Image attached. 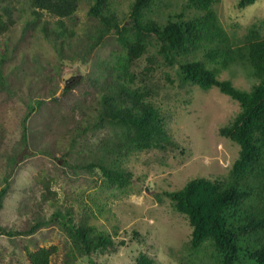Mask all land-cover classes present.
Instances as JSON below:
<instances>
[{
  "label": "trees",
  "instance_id": "trees-1",
  "mask_svg": "<svg viewBox=\"0 0 264 264\" xmlns=\"http://www.w3.org/2000/svg\"><path fill=\"white\" fill-rule=\"evenodd\" d=\"M82 0H1L0 38L11 32L17 19L14 13L17 4L26 3L34 18L27 22L25 32L36 36L39 19L43 12L57 16V27L46 22L42 31L44 39L56 50V67L65 60L89 63L96 67L95 73L83 75L96 88L93 102L75 103L87 115L92 109L94 116L88 125L77 122L70 130L85 134L90 130L109 129L100 139L94 157L89 162L70 164V152H65L64 162L77 174L79 169L101 170L107 186L127 187L131 174L121 168V162L134 152L151 149L178 148L166 125L161 106L154 99L156 84L152 71L166 66L175 69L174 74L165 71L167 82L179 86L196 85L203 90L217 87L223 94L240 104V111L220 134L239 145L238 158L234 161L228 178L196 177L176 191L167 192L174 210L187 217L192 234L190 248L198 253L210 247L211 264H264V35L261 24L254 23L242 37L232 36L221 23L214 4L219 0H185L179 12L170 13L165 23L148 16L157 0H134L126 17H120L112 7V0H93L88 15L91 19L86 28L77 33L68 28L65 19H73ZM258 0H240L239 8H246ZM193 10V14H188ZM264 24V23H263ZM39 35V34H38ZM113 38L118 48L102 58L99 48L105 47L107 39ZM0 53V92L10 91L5 76V67L15 57L18 44H10ZM152 48L154 52L152 53ZM121 49V50H120ZM9 51V52H8ZM200 53L202 57H200ZM146 56L148 65L139 74L133 70L137 61ZM36 72L46 71L41 54L33 57ZM242 63L250 69L256 79L250 90L237 87L230 79H221L222 71L234 64ZM70 87L65 88L68 92ZM52 100L60 103L57 96ZM85 102V101H83ZM45 100L28 104L23 120L21 143L14 152L6 155L7 174L0 188V212L11 190V177L20 153L30 145L28 121ZM88 107V108H87ZM87 108V109H86ZM62 123L68 115L60 114ZM64 126V125H63ZM77 138L72 137L74 146ZM52 179L40 175L39 182L44 192L43 201L56 196L52 191ZM53 198V199H54ZM56 200V199H54ZM52 201L51 203H53ZM26 207V204L23 206ZM28 209V208H27ZM25 208L20 213L25 212ZM76 210L69 206L65 211L57 210L49 221L58 220L65 230L68 242L63 264H77L84 256L94 252H106L116 247L112 235L98 231L89 223L87 215L77 217ZM48 221L41 215L24 230H10L1 224L0 233L14 236H30ZM122 244L126 242L121 241ZM30 264H51L52 256L59 251L58 245L41 246L36 249L25 246ZM133 264H155L153 258L141 253Z\"/></svg>",
  "mask_w": 264,
  "mask_h": 264
},
{
  "label": "rangeland",
  "instance_id": "rangeland-1",
  "mask_svg": "<svg viewBox=\"0 0 264 264\" xmlns=\"http://www.w3.org/2000/svg\"><path fill=\"white\" fill-rule=\"evenodd\" d=\"M133 1L112 0L118 15L126 17L125 23H128ZM184 1L157 0L148 16L165 23L170 13L182 9ZM239 1L219 0L214 4L225 29L234 37H242L251 25L258 23L262 25L264 35V0L246 8H239ZM93 3V0H82L73 19H65L67 27L82 32L91 20L88 11ZM3 4L0 0V7ZM17 8L15 26L0 38L1 54L6 51L8 35L11 45L18 44L15 57L5 67L11 89L0 92V188L7 174L6 155L13 153L16 145L21 143L22 120L28 104H35L37 100H45V103L36 104L37 109L28 121L30 145L20 153L12 172L11 190L0 212L1 224L10 230H24L40 215L48 223L30 236L10 237L0 233V264H30L26 245L36 249L53 244L59 246V251L52 256L51 264H63L68 237L57 219H49L57 210L65 211L69 206L75 208L77 217L87 215L90 224L98 231L112 235L117 244L106 252L82 257L77 264H133L141 253L153 258L155 264H211L210 247L198 253L190 248L192 227L185 215L174 210L166 193L183 188L196 177L224 179L230 176L240 147L223 137L220 128L238 114L239 102L217 87L203 90L196 85L179 86L178 81L171 85L165 71L176 77L175 69L156 67L151 74L157 85L158 95L154 99L161 106L168 132L179 147L134 152L124 159L121 168L131 174L125 188L107 186L106 177L98 168L92 172L79 169L77 174L65 164V152H70V164L89 162L95 155L92 150L96 151L100 139L109 133V129H97L78 135L82 131L77 130L69 137L77 122L82 121L86 126L94 116L92 109L86 115L83 106L79 105L75 111L71 106L79 101L84 105L93 102L96 88L82 76L94 74L96 67L90 61L65 60L58 67L48 62L49 58L56 63V50L39 30L46 22L56 28L58 17L43 12L38 33L34 36L24 31L27 22L34 18L28 4L19 3ZM187 12L194 13L193 10ZM114 48L119 49V46L113 38H108L106 46L98 49L99 56L107 57ZM154 50L152 48V53ZM35 54L43 56L41 62L46 71L42 74L35 71L37 65L32 67ZM146 56L133 66L138 74L149 64ZM220 78L230 79L246 90L256 82L249 67L242 63L222 71ZM67 86L70 90L65 92ZM53 96H57L60 103L54 102ZM63 113L68 115V120L62 123L58 117ZM72 137L77 138L74 146ZM40 175L53 178L51 189L57 192L55 198L50 196L43 201ZM24 208L26 211L21 214ZM123 240L125 244L121 243Z\"/></svg>",
  "mask_w": 264,
  "mask_h": 264
}]
</instances>
